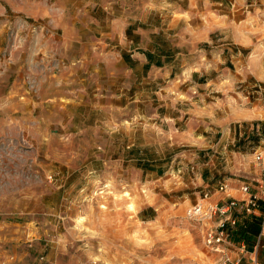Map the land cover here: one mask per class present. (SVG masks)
Returning a JSON list of instances; mask_svg holds the SVG:
<instances>
[{
    "label": "rangeland",
    "instance_id": "1",
    "mask_svg": "<svg viewBox=\"0 0 264 264\" xmlns=\"http://www.w3.org/2000/svg\"><path fill=\"white\" fill-rule=\"evenodd\" d=\"M210 7L0 0V264H220L241 243L252 250L257 220L247 225L240 202L225 253L204 241L214 223L186 211L206 192L232 197L216 198L217 180L200 179L185 133L191 103L234 89L185 86L193 73L233 69L221 49L234 48V25ZM155 48L172 53L176 69L141 67ZM163 88L182 94L178 104Z\"/></svg>",
    "mask_w": 264,
    "mask_h": 264
},
{
    "label": "crops",
    "instance_id": "2",
    "mask_svg": "<svg viewBox=\"0 0 264 264\" xmlns=\"http://www.w3.org/2000/svg\"><path fill=\"white\" fill-rule=\"evenodd\" d=\"M207 1L212 9L213 5L224 4V8L213 9L215 13L212 14L216 15L214 19L220 24L224 23L223 25L231 24L232 21L234 25V48L221 49L224 50L222 53H230L229 62L233 69L221 67L222 74L213 77L209 76V72L193 73L185 86H190L191 83L192 86L201 87L214 83L215 86L225 88L223 91L234 89L232 95L225 93V97L220 100L211 101L207 93V99L203 100L201 105L191 103L189 110L192 111V121L185 129L193 145L189 152L190 159L194 167L200 169V179L203 182L207 180L205 185H208V181L217 180L215 197L232 196L240 202V209H243L242 200L245 194L241 193L239 188L243 182L249 183L260 201L258 206L251 210L249 218L245 215L248 221L246 223L250 225L249 221H253L254 216L260 224L264 216V88L250 91L249 86L264 83V0H252L250 10L245 7L247 0ZM158 52H161L158 48L145 50V60L140 62L141 67L159 70L158 72L166 66H169L171 71L176 69V66L173 68L176 57L172 53L160 55ZM166 59L169 62H166ZM238 85L241 88L236 90ZM160 91L161 97L171 102L173 100L174 105L178 104L179 96H182L178 90L163 88ZM250 92H255L256 95L249 97ZM189 96L194 98L191 93ZM189 101L195 102L192 99ZM173 118L169 116V119ZM170 131L172 134V130ZM177 132L178 129H175L174 134ZM249 150H252L253 154H248ZM220 183L226 184L224 190L217 189ZM247 225L243 227L248 229ZM259 232L261 239L256 254L259 260L264 262V228H260ZM253 239L256 240V235ZM249 255L248 251L241 252L239 247L233 258L241 257L243 263L248 262Z\"/></svg>",
    "mask_w": 264,
    "mask_h": 264
},
{
    "label": "built area",
    "instance_id": "3",
    "mask_svg": "<svg viewBox=\"0 0 264 264\" xmlns=\"http://www.w3.org/2000/svg\"><path fill=\"white\" fill-rule=\"evenodd\" d=\"M259 158V156H258ZM226 188L225 183H220L218 186L219 190H224ZM240 191L245 194V198L242 200L243 209L246 212H251V210L258 206L259 197L251 190L249 183H243L240 186ZM237 200L232 197H227L223 200H212L210 199L209 193L204 194L202 201L187 208V214L199 221H209L213 222L214 225L211 229H207L204 236V241L208 246L220 249V251L225 253L224 249L221 247L229 234L235 226L237 225V219L232 215L233 210ZM263 208H264V198H263ZM260 228H264V216L260 221ZM261 239V232L256 235V240L253 243L252 250L249 252V259L252 264H261L256 257V251L259 246V240ZM241 252H247L244 243L240 244ZM220 264H241V257L232 260L228 254H223Z\"/></svg>",
    "mask_w": 264,
    "mask_h": 264
},
{
    "label": "trees",
    "instance_id": "4",
    "mask_svg": "<svg viewBox=\"0 0 264 264\" xmlns=\"http://www.w3.org/2000/svg\"><path fill=\"white\" fill-rule=\"evenodd\" d=\"M260 229V224L259 221L257 220L256 223L253 224V226L251 227V230H253V234H257L259 232Z\"/></svg>",
    "mask_w": 264,
    "mask_h": 264
}]
</instances>
